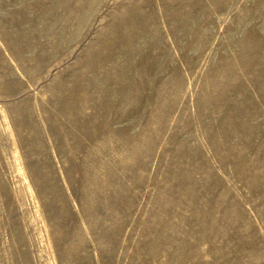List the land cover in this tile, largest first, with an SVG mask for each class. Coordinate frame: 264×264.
<instances>
[{"label":"rangeland","instance_id":"374dc122","mask_svg":"<svg viewBox=\"0 0 264 264\" xmlns=\"http://www.w3.org/2000/svg\"><path fill=\"white\" fill-rule=\"evenodd\" d=\"M263 93L264 0H0V264H264Z\"/></svg>","mask_w":264,"mask_h":264},{"label":"bare ground","instance_id":"6f19581e","mask_svg":"<svg viewBox=\"0 0 264 264\" xmlns=\"http://www.w3.org/2000/svg\"><path fill=\"white\" fill-rule=\"evenodd\" d=\"M264 94V93H263ZM19 168V167H18ZM20 171V170H19ZM35 210V209H34ZM89 219V218H88Z\"/></svg>","mask_w":264,"mask_h":264}]
</instances>
